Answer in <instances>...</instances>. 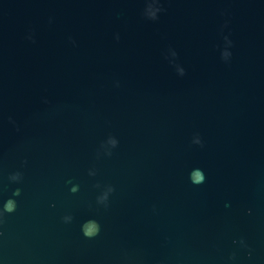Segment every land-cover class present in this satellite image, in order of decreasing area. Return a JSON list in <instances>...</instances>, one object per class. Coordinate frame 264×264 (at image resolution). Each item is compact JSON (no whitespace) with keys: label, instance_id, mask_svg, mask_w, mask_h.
<instances>
[{"label":"water","instance_id":"water-1","mask_svg":"<svg viewBox=\"0 0 264 264\" xmlns=\"http://www.w3.org/2000/svg\"><path fill=\"white\" fill-rule=\"evenodd\" d=\"M0 264H264V0H0Z\"/></svg>","mask_w":264,"mask_h":264}]
</instances>
